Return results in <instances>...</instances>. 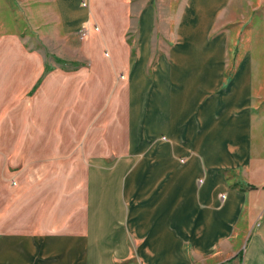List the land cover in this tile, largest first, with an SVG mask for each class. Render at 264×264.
Masks as SVG:
<instances>
[{"label": "crops", "instance_id": "obj_1", "mask_svg": "<svg viewBox=\"0 0 264 264\" xmlns=\"http://www.w3.org/2000/svg\"><path fill=\"white\" fill-rule=\"evenodd\" d=\"M161 1L75 0L66 27L61 0H41L57 40L96 24L87 36L96 77L104 67L108 82L125 84L109 95L119 115L111 148L87 159L116 165L103 182L89 168L83 216L1 234L0 262L264 264L263 0H167L165 10ZM142 83L153 84L151 98L134 96ZM33 155L27 145L24 162Z\"/></svg>", "mask_w": 264, "mask_h": 264}, {"label": "rangeland", "instance_id": "obj_2", "mask_svg": "<svg viewBox=\"0 0 264 264\" xmlns=\"http://www.w3.org/2000/svg\"><path fill=\"white\" fill-rule=\"evenodd\" d=\"M165 1L157 4L164 10ZM60 4L65 25L70 27L76 2L61 0ZM84 4L81 10L86 9ZM44 5L41 0H0V235L34 233L41 229L38 225L43 216L72 219L79 209L83 216L89 198V168L95 165L100 176L96 181L103 182L102 171L116 165L90 164L87 159L92 155L99 158L111 148L107 139L115 133L111 129L119 128V115L111 114L115 104L109 95L124 90L125 84L108 82L104 67L101 78L96 77L91 66L94 48L87 42L88 35L81 37L86 24L77 34L57 40L46 24ZM238 5L245 9L244 4L243 8ZM82 12L80 19L85 16ZM130 28L131 42L136 30L135 25ZM181 54L184 52L178 53L179 58ZM102 56L107 59L106 49ZM58 69L57 78L52 74ZM120 75L124 78L123 73L117 74L118 82L123 79ZM152 87V83L133 84L134 96L145 91L151 98ZM138 99L134 98V107H141ZM30 144L34 159L25 163V148ZM38 150L43 154L36 156ZM227 176L234 180L232 174ZM15 238L14 242L23 244ZM226 260L222 264L231 261Z\"/></svg>", "mask_w": 264, "mask_h": 264}, {"label": "built area", "instance_id": "obj_3", "mask_svg": "<svg viewBox=\"0 0 264 264\" xmlns=\"http://www.w3.org/2000/svg\"><path fill=\"white\" fill-rule=\"evenodd\" d=\"M98 28L96 25H90V24H86L83 28H82V31H81V37H86L90 31H97ZM123 76L120 75V79H122ZM221 198H223V196H221Z\"/></svg>", "mask_w": 264, "mask_h": 264}, {"label": "bare ground", "instance_id": "obj_4", "mask_svg": "<svg viewBox=\"0 0 264 264\" xmlns=\"http://www.w3.org/2000/svg\"><path fill=\"white\" fill-rule=\"evenodd\" d=\"M85 5V4H84Z\"/></svg>", "mask_w": 264, "mask_h": 264}]
</instances>
